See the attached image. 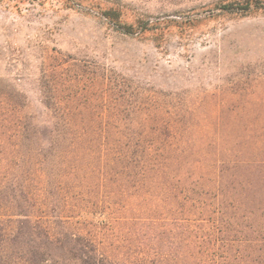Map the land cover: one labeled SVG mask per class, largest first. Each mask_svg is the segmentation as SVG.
<instances>
[{
  "label": "rangeland",
  "instance_id": "374dc122",
  "mask_svg": "<svg viewBox=\"0 0 264 264\" xmlns=\"http://www.w3.org/2000/svg\"><path fill=\"white\" fill-rule=\"evenodd\" d=\"M93 1L154 28L122 33L87 0H0V101L25 100L36 117L58 98L59 115L97 134L168 133L157 144L183 151L174 179L247 238L264 236V0ZM233 226L218 259L239 248Z\"/></svg>",
  "mask_w": 264,
  "mask_h": 264
},
{
  "label": "trees",
  "instance_id": "16d2710c",
  "mask_svg": "<svg viewBox=\"0 0 264 264\" xmlns=\"http://www.w3.org/2000/svg\"><path fill=\"white\" fill-rule=\"evenodd\" d=\"M87 1L122 33L154 28ZM61 102L43 97L35 117L25 100L0 101V264H264L250 249L256 240L264 247V236L247 238L222 208L174 179L183 151L157 144L168 133L78 129L72 114L56 112ZM227 225L240 233L239 248L218 259L213 246L236 236Z\"/></svg>",
  "mask_w": 264,
  "mask_h": 264
}]
</instances>
